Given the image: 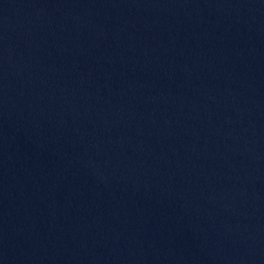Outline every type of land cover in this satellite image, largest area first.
<instances>
[{
    "label": "water",
    "instance_id": "95a60500",
    "mask_svg": "<svg viewBox=\"0 0 264 264\" xmlns=\"http://www.w3.org/2000/svg\"><path fill=\"white\" fill-rule=\"evenodd\" d=\"M0 264H264V0H0Z\"/></svg>",
    "mask_w": 264,
    "mask_h": 264
}]
</instances>
